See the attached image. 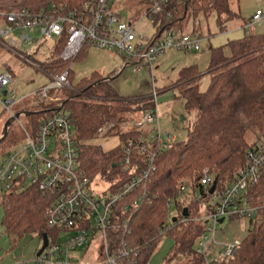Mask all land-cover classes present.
<instances>
[{
    "label": "trees",
    "instance_id": "obj_1",
    "mask_svg": "<svg viewBox=\"0 0 264 264\" xmlns=\"http://www.w3.org/2000/svg\"><path fill=\"white\" fill-rule=\"evenodd\" d=\"M86 1L22 0L6 10L0 7V12L27 8L37 13L48 10L52 5L57 8L62 6L64 10H78ZM173 5L172 1L154 16L153 24L157 32L164 28L182 30L186 19L190 15L195 17L199 12L205 15L215 12L219 31L223 32L221 14L225 13L226 19L232 17L228 0H182L175 12H172ZM244 29L242 38L209 48L204 71H200L195 64L185 66L173 83V86L184 87L180 97L185 111L193 113L194 119L188 127L186 139L171 144L157 156L155 171L142 189L154 198L150 203L141 205L128 222L131 230L128 241L137 252L138 264L147 263L164 234L173 241L171 252L166 257L168 261L182 257L186 264H202L201 256L195 251V241L204 232V224L197 220L180 222L183 218H195L201 214L204 199H196L195 194L203 192L198 183L202 171L207 170L217 189L223 188L243 165L246 149L264 133V33L255 34ZM66 40L67 30L64 29L61 36L53 40L49 55L42 62L46 72L60 73L68 67V62L59 57ZM89 46L90 43H84L72 63L86 55ZM6 69L13 73L8 67ZM71 73L70 67L69 82ZM204 74H210V78L207 88L200 90L198 81ZM111 81L112 77L93 72L71 86L72 89H61L64 96L60 99L56 96L52 98L53 91H50L46 102L35 103L33 100L32 108L25 109L24 113L30 131L34 132L46 116L58 111L68 112L81 167L91 179L102 180L109 184L110 190H115L135 173L131 167L123 169L122 159L125 143L139 136L140 131L117 130L119 143L109 150L91 143L106 124L113 123L105 131L109 135L120 123L127 122L125 114L132 109L122 103L124 100L112 87ZM151 106L149 100L139 109ZM248 134L251 135L250 141ZM2 154L0 148V158ZM186 182L192 196L188 201L178 200L180 185ZM138 191L135 190L130 197L134 198ZM244 193L249 204L258 206V210L248 218L246 234L233 259L222 264H264V206H261L264 204V175L256 184L248 186ZM0 199L3 206L0 222L7 234L18 239L32 233L39 237L46 234L52 241L57 239L58 229L49 227L44 218L47 200L36 187L6 191L0 194ZM166 199L173 201L172 216L171 205H167ZM184 209L186 216L183 215ZM120 233L121 229L115 232L114 243L118 242Z\"/></svg>",
    "mask_w": 264,
    "mask_h": 264
},
{
    "label": "built area",
    "instance_id": "obj_2",
    "mask_svg": "<svg viewBox=\"0 0 264 264\" xmlns=\"http://www.w3.org/2000/svg\"><path fill=\"white\" fill-rule=\"evenodd\" d=\"M172 1V12H175L182 0H147L148 6L141 17L153 21L154 16L164 6L171 5ZM112 3L114 0H87L78 10H64L62 6L57 8L52 5L48 10L37 13L27 8L0 13L6 22L0 28V45L3 44L2 38L16 30L20 31L19 42L27 45L34 41L29 33L31 30L36 29L40 36L51 40L61 36L64 29L67 30V40L59 57L68 62V67L53 74L39 68L49 81L36 90V96L47 98L50 91L71 88L69 68L86 42L120 54L127 64L134 66L135 71H139L143 65L153 69L157 56L166 50L199 49L201 37L196 31L185 33L179 29L164 28L159 32L155 30L150 36L136 37L135 20H122L113 10ZM141 17H137L136 21ZM262 17L264 10L256 9L244 28L259 23ZM13 51L25 62L34 65L22 53ZM13 81V74L0 70V90L10 87ZM4 91L5 98L0 99V102L9 109L19 101V97L12 90ZM156 98L157 91L153 87L150 94L152 106L142 110L141 118L134 125L141 127L143 124L155 123L157 133L149 136L146 131H140L135 139L127 140L122 167H131L135 173L115 190H110L106 182L104 189H98L95 185L99 179H91L81 167L73 123L66 111L46 116L34 132L25 131L26 144L2 154L0 194L36 187L47 200L44 213L47 225L59 232L55 241L48 237L46 248L34 256L32 264H44L55 254L59 264H80L71 253L88 250L92 241L99 244V260L96 264H138L137 252L128 241L131 233L128 222L141 205L150 203L154 198L142 189L155 171L157 156L178 141L175 134L160 131L155 110ZM244 157V163L234 179L221 189L216 187L213 193H209V190L214 180L204 169L198 180L203 192L195 194L196 199H204L201 214L180 220H197L204 224V232L195 241V251L201 256L202 264L228 262L240 246L241 240L234 238L231 242L220 243V251L213 254L211 247L215 243L219 219L250 218L258 210V206L249 204L244 192L264 175V133L246 149ZM135 190H139L138 194L131 198ZM191 196L187 182L181 184L178 200L188 201ZM166 202L167 205L173 204L171 199H166ZM119 229L122 234H119L118 242L114 243L117 237L115 232Z\"/></svg>",
    "mask_w": 264,
    "mask_h": 264
},
{
    "label": "rangeland",
    "instance_id": "obj_3",
    "mask_svg": "<svg viewBox=\"0 0 264 264\" xmlns=\"http://www.w3.org/2000/svg\"><path fill=\"white\" fill-rule=\"evenodd\" d=\"M21 1L0 0V7L6 10ZM228 5L232 17L226 19V14H221V25L228 32L234 28H240L244 22H247L257 7L264 10V0H228ZM147 6V0H114V3H112L113 10L120 15L122 20H135L134 34L136 37L139 35L150 36L156 30L152 20L141 17ZM139 16L141 18L136 21ZM194 29L201 37L198 50H166L157 56L151 70L143 65L139 71H135L134 66L127 64L120 54L93 45L87 48L86 55L73 61L70 77L71 86L93 72L100 73L102 76L109 75L112 77V87L124 100L122 103L132 108L125 114L127 122L120 123L109 135H106L105 131L113 123L106 124L101 132L91 140V143L100 146L103 150H109L119 143V137L115 133L117 130L123 132L128 129H136L146 131L149 136L152 133H157L155 123L143 124L141 127L134 125L142 116V110L139 107L150 100L149 96L152 94L153 87L157 91L155 110L159 117L160 131L175 134L177 140L186 139L187 130L192 124L194 114L187 113L184 109V102L180 97V91L184 87L182 85L173 86V83L178 79L179 71L185 66L195 64L200 71H204L207 67L209 55L206 51H208L210 44L211 46L214 45L220 35L217 14L210 12L205 15L203 12H199L195 17L190 15L181 31L190 33ZM246 31L255 34L264 33V17L259 23L248 26ZM15 34L17 36V33ZM31 36L34 37L32 44L21 43L16 50L32 61L34 65L25 62L19 56L10 52L2 51L0 53V67H2L3 60L8 62L15 78L13 86L6 87L4 90L10 91L12 89L17 98L28 94V92L49 81V78L41 70L46 72L42 62L48 57L53 41L40 36L38 32L31 34ZM225 52L229 54L227 49ZM2 70L5 71V69ZM209 78L210 74H204L199 78L200 90L207 88ZM4 90H0L1 100L5 98V95L2 94ZM55 96L60 99L64 96V93L61 89L58 91L53 90L52 98ZM35 97L38 96L25 97L23 101L16 102L9 109L5 108L0 102V148L2 153L26 144L27 135L25 131H30V126L24 110H30L34 102L43 103L48 99ZM247 139L251 140L250 134L247 135ZM95 186L98 189H104L106 184L104 181L99 180ZM212 201H214L213 198ZM173 206L172 204L170 208V216L174 214ZM2 215L3 206L0 202V221ZM216 228L215 243L211 247L213 254L220 251V243L231 242L234 238L239 240L244 238L248 228V218L239 217L232 220L226 218L222 223H218ZM41 244L42 237L34 233L25 235L20 239L7 234L0 222V264H31L29 260L34 258V254L39 250ZM172 245V238L167 234L162 235L146 264H186L185 259L182 257L174 258L171 261L166 259L171 252ZM98 252V242L92 241L88 250L74 251L71 254L75 256L80 264H96L99 260ZM209 256L214 257V255ZM56 258V254L51 256L48 263L57 261Z\"/></svg>",
    "mask_w": 264,
    "mask_h": 264
},
{
    "label": "crops",
    "instance_id": "obj_4",
    "mask_svg": "<svg viewBox=\"0 0 264 264\" xmlns=\"http://www.w3.org/2000/svg\"><path fill=\"white\" fill-rule=\"evenodd\" d=\"M258 8L259 7H257L256 9H258ZM5 24H6V22H5L4 18L0 17V28L3 27ZM244 25H245V22L243 23L242 26H240V28L239 27L238 28H234L233 30H231L229 32L227 30H224L223 32H220V35L218 36L219 38L216 40L214 45L211 46V44L209 43L210 44L209 48L210 47H219V46H222V45L226 44L230 40H236V39L242 38L244 36V34H245ZM36 32H38L36 29L29 31L30 35L31 34H36ZM15 33H17V36H15L16 35ZM19 33H20V31L16 30V31L10 33L9 35H7L6 37L2 38V43L3 44L0 45V53L2 51H6V52H10L12 54H15L13 50H16V48L19 47V44H21V42H19V40H18V34ZM22 44H24V43H22ZM209 48H208V51H206L208 55H209ZM15 55L18 56L17 54H15ZM1 64H2V67H0L1 71H3L2 69H5V71H7V69H6L7 67L12 71V69H11V67H10L8 62L3 60ZM12 74L14 76V73H12ZM107 76L110 77L109 75H107ZM14 82H15V78H14L13 83ZM13 83L11 84V87L13 86ZM39 87H37L36 89L32 90L31 92H28V94H26V95L19 96V101L18 102L23 101L25 97L27 98V97L33 96V95L35 96L36 95L35 92H36V90ZM36 253H37V251H36ZM36 253L34 254V256L36 255ZM29 261L31 263L32 260L30 259ZM44 264H58V262H56V261L55 262H49V263L46 262Z\"/></svg>",
    "mask_w": 264,
    "mask_h": 264
},
{
    "label": "water",
    "instance_id": "obj_5",
    "mask_svg": "<svg viewBox=\"0 0 264 264\" xmlns=\"http://www.w3.org/2000/svg\"><path fill=\"white\" fill-rule=\"evenodd\" d=\"M2 94L5 95V91H3ZM215 188H216V182L213 181V183L211 184L209 193H213L214 190H215ZM183 215L186 216V209H184ZM222 221H223V218L219 219V223H222ZM41 237H42V245H41L40 249L37 251L36 255H39L46 248V246L48 244V237H47V235L46 234H43Z\"/></svg>",
    "mask_w": 264,
    "mask_h": 264
}]
</instances>
